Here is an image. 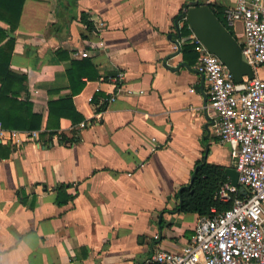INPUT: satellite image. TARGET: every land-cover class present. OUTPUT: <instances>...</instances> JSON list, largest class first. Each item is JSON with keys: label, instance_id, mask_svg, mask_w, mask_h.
<instances>
[{"label": "crops", "instance_id": "0c3cea01", "mask_svg": "<svg viewBox=\"0 0 264 264\" xmlns=\"http://www.w3.org/2000/svg\"><path fill=\"white\" fill-rule=\"evenodd\" d=\"M74 1L26 0L10 34V69L26 76L41 129L36 139L0 132V144L11 148L0 158V264H145L156 251H179L199 216L174 213V195L190 183L195 162L234 168L229 146L212 134L193 33L175 35L174 18L191 0ZM202 1L222 9L234 3ZM234 35L242 38L240 24ZM187 45L196 58L183 54ZM81 59L98 76L84 77L72 97L82 122L59 121L70 141L39 138L47 104L70 96L67 71ZM118 72L120 91L103 80ZM59 184L73 197L63 205Z\"/></svg>", "mask_w": 264, "mask_h": 264}, {"label": "built area", "instance_id": "2783aa9c", "mask_svg": "<svg viewBox=\"0 0 264 264\" xmlns=\"http://www.w3.org/2000/svg\"><path fill=\"white\" fill-rule=\"evenodd\" d=\"M223 16L226 29L234 32L240 24L241 55L255 73L264 66V0H234ZM193 44L198 55L194 70L208 84L205 110L212 120V134L229 146L238 186L226 181L219 188L217 198L231 204L228 210L198 217L185 246L176 252L156 251L145 264H264V80L255 75L235 84L221 61L194 35ZM123 78L118 72L103 80L120 91ZM16 133L11 131L12 136ZM38 133L25 134L36 139ZM239 187L244 190L242 197Z\"/></svg>", "mask_w": 264, "mask_h": 264}, {"label": "trees", "instance_id": "16d2710c", "mask_svg": "<svg viewBox=\"0 0 264 264\" xmlns=\"http://www.w3.org/2000/svg\"><path fill=\"white\" fill-rule=\"evenodd\" d=\"M26 0H0V23L7 26V30L0 27V126L4 130L18 132H35L41 129V116L32 110L27 78L23 74H17L10 69V58L13 51L14 39L10 36L18 26L23 4ZM70 6H75L74 0H67ZM74 1V2H73ZM193 5H207L218 20L226 27L222 8L212 4H205L202 0H191L186 8ZM182 21L179 28L178 21ZM80 22L85 26L88 32L95 30V27L86 13L80 14ZM175 35L184 37L190 33L188 25L184 19V14L180 13L174 18ZM229 33L238 41L234 32L227 28ZM183 54H190L194 58L196 55L193 46L187 45L182 48ZM94 67L88 59L71 61L70 68L67 71L69 80L70 96L62 100L51 101L47 104L48 116L44 129L40 132L39 138H46L51 141L54 135H58L61 142L70 141L59 131V121L63 118L71 121L72 125H78L82 122V117L76 112L72 97L77 95L84 87L87 80L97 79L98 76L93 71ZM91 72V75H90ZM92 73L94 75H92ZM107 77L103 78L104 80ZM103 108L97 112L103 111ZM11 153L9 146L0 144V158L6 159ZM225 168L207 162L203 158L195 162L191 172L190 183L179 188L174 195L178 200L174 213L196 214L199 217H212L215 213L228 210L230 203H222L217 198L220 186L227 181L224 174ZM67 185L59 184L55 188L57 193L56 203L58 205L66 204L73 197L64 193ZM240 197L242 193H238Z\"/></svg>", "mask_w": 264, "mask_h": 264}, {"label": "water", "instance_id": "95a60500", "mask_svg": "<svg viewBox=\"0 0 264 264\" xmlns=\"http://www.w3.org/2000/svg\"><path fill=\"white\" fill-rule=\"evenodd\" d=\"M183 14L190 31L209 53L221 61L235 84L255 77L253 69L242 58L239 41L229 33L207 5L190 6ZM224 174L232 186H238V174L234 168H226ZM238 190L244 194L243 188L239 187Z\"/></svg>", "mask_w": 264, "mask_h": 264}, {"label": "rangeland", "instance_id": "374dc122", "mask_svg": "<svg viewBox=\"0 0 264 264\" xmlns=\"http://www.w3.org/2000/svg\"><path fill=\"white\" fill-rule=\"evenodd\" d=\"M256 75L259 77V76H262L264 77V68L262 69H258L257 72H256ZM231 166V164H229Z\"/></svg>", "mask_w": 264, "mask_h": 264}]
</instances>
